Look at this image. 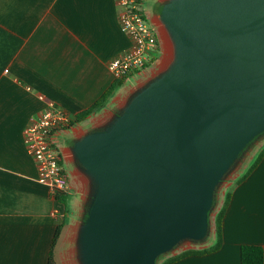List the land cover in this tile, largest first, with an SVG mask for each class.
<instances>
[{
	"label": "water",
	"instance_id": "water-1",
	"mask_svg": "<svg viewBox=\"0 0 264 264\" xmlns=\"http://www.w3.org/2000/svg\"><path fill=\"white\" fill-rule=\"evenodd\" d=\"M172 54L72 144L89 179L79 264H156L209 231L214 191L264 132V0H165Z\"/></svg>",
	"mask_w": 264,
	"mask_h": 264
},
{
	"label": "crops",
	"instance_id": "crops-1",
	"mask_svg": "<svg viewBox=\"0 0 264 264\" xmlns=\"http://www.w3.org/2000/svg\"><path fill=\"white\" fill-rule=\"evenodd\" d=\"M164 1L144 0L150 6L148 14ZM154 21L159 24L157 17ZM129 45L118 26L115 0H0V264H47L55 222L61 216L64 224L53 247L55 264H79L77 241L90 189L72 144L124 102V89L141 81L154 62L124 78L105 106L59 135L70 176L65 204L37 181L22 128L43 107L39 95L73 116L89 107L116 79L108 61ZM219 200L218 209L223 198ZM211 235L214 242L213 229ZM242 244L259 245L264 252V156L231 189L221 247L172 264H240Z\"/></svg>",
	"mask_w": 264,
	"mask_h": 264
},
{
	"label": "built area",
	"instance_id": "built-area-1",
	"mask_svg": "<svg viewBox=\"0 0 264 264\" xmlns=\"http://www.w3.org/2000/svg\"><path fill=\"white\" fill-rule=\"evenodd\" d=\"M144 0H115L120 31L129 47L110 59L107 67L116 79L141 71L161 50L157 27L142 9ZM43 107L30 115L22 128L24 147L35 163L36 179L57 199L67 193L70 176L65 168L59 135L74 124L75 116L56 102L39 95Z\"/></svg>",
	"mask_w": 264,
	"mask_h": 264
},
{
	"label": "rangeland",
	"instance_id": "rangeland-1",
	"mask_svg": "<svg viewBox=\"0 0 264 264\" xmlns=\"http://www.w3.org/2000/svg\"><path fill=\"white\" fill-rule=\"evenodd\" d=\"M149 8H150L149 4L145 5L143 2L142 9H144V10H146V12H148ZM159 28H160V26L158 24L157 30L159 33L161 50H160V53L158 54L157 58L155 59L154 63L153 64L151 63L152 68L149 69L142 76L141 81L132 82L131 86H128L124 89L123 96H125V98H126L124 100V102L122 101L121 103H117L113 107V112L106 114V117L103 118L102 120H100L99 125L94 126V128H100V127L104 126L108 121H110L112 119V117H114L115 113H117L122 108V106L125 104V102L131 97V95L134 92H136L138 89H140L142 86H144L146 83H148L156 75H158L161 72V70L163 69L165 63L169 60L168 59V52L163 45V40L161 38ZM263 146H264V132L257 135L252 141H250L246 145V147L241 151V153L238 155L236 160L233 162V164L230 166L228 171L225 173L222 180L219 182V184L215 188L213 204H212L211 209L209 211L210 226H209V231H208L207 235L205 236V238H203L202 240H198V241H193V240H189V239H185V240L181 241L174 248H172L169 252L160 255L156 261V264H160L161 261L163 259H165L166 257L171 256L173 254H176V253H178L181 250H184L186 248L206 247V245H208L209 242H211V241L213 242V240L211 239V237H212L211 231L213 229V226H212L213 217H214L215 213L218 211L219 201H220L219 199H221V197L223 198L224 194L227 191H231V189L233 188V186L236 182V179L239 176H241L245 172V170L248 168V166L255 160L258 152L261 150V148Z\"/></svg>",
	"mask_w": 264,
	"mask_h": 264
},
{
	"label": "trees",
	"instance_id": "trees-1",
	"mask_svg": "<svg viewBox=\"0 0 264 264\" xmlns=\"http://www.w3.org/2000/svg\"><path fill=\"white\" fill-rule=\"evenodd\" d=\"M123 79L124 78L115 79L110 84V86L99 96V98H97L89 107L77 113L75 115L74 123L84 120L87 116L97 112L99 109L105 106L107 100L109 99L111 94L115 91V89H117L119 86L123 84ZM263 156H264V146L258 152L255 160L248 166L245 172L236 179L235 184H239L242 181H244L256 168V166L259 164ZM230 196H231V191H227L224 194L223 202L213 217V231L215 235V240L212 244L201 248H193V247L186 248L176 254L166 257L161 261L160 264H172L186 257L202 256L217 251L222 245V219L225 210L229 204ZM58 201L65 204L64 195H61L58 198ZM63 224H64V216L57 218L55 222L54 234L48 252L47 264H55L53 258V247L55 246V243L59 237V233ZM240 264H264L263 248L256 244H242L240 246Z\"/></svg>",
	"mask_w": 264,
	"mask_h": 264
},
{
	"label": "bare ground",
	"instance_id": "bare-ground-1",
	"mask_svg": "<svg viewBox=\"0 0 264 264\" xmlns=\"http://www.w3.org/2000/svg\"><path fill=\"white\" fill-rule=\"evenodd\" d=\"M159 31H160L161 38L163 40V45L168 52V58H170V56L172 54V47L173 46H172V42H171V39L169 37V34L162 25H160Z\"/></svg>",
	"mask_w": 264,
	"mask_h": 264
},
{
	"label": "flooded vegetation",
	"instance_id": "flooded-vegetation-1",
	"mask_svg": "<svg viewBox=\"0 0 264 264\" xmlns=\"http://www.w3.org/2000/svg\"><path fill=\"white\" fill-rule=\"evenodd\" d=\"M158 13H159V7L156 8L155 10H152V12L149 15L150 22L154 24L156 27L158 26V24L155 23L154 18L158 16Z\"/></svg>",
	"mask_w": 264,
	"mask_h": 264
}]
</instances>
